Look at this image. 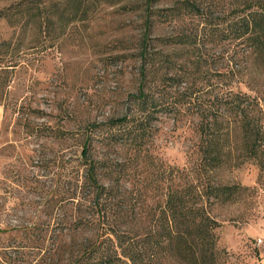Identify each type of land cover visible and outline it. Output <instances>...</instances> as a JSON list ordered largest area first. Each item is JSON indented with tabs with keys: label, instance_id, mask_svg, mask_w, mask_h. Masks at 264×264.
<instances>
[{
	"label": "trees",
	"instance_id": "trees-1",
	"mask_svg": "<svg viewBox=\"0 0 264 264\" xmlns=\"http://www.w3.org/2000/svg\"><path fill=\"white\" fill-rule=\"evenodd\" d=\"M151 1L128 0L122 5L125 11L126 7L142 8L145 15L137 43L126 44L129 39L123 38L115 43L136 46L138 53L127 54L142 60L140 85L129 95L130 108L107 121L87 123L82 158L78 157L84 170H76V181L70 185L73 191L67 194L64 189L65 195L57 200V233H34L35 225L22 234L9 233L14 230L11 227L0 228V264L225 263L226 250L219 245L216 232L222 223L211 214L206 201L233 200L241 185L186 179L181 168L169 165V183H161L156 203L139 211L130 188L100 178L125 173L129 163L97 159L90 146L92 142L105 146L124 143L132 154L142 150L147 154L145 144L159 114L188 105L198 116L193 130L199 137L196 150L203 174L247 161L264 169V95L251 84L256 70L264 72V0H229L230 12L216 20L200 11L198 0L147 7ZM110 3L116 2L104 0L100 6ZM100 6L93 0H17L2 6L0 17L14 26L17 38L13 40L14 33L0 39V74L16 65L9 58L22 50V33L30 25L49 35L60 27L61 35L71 24L95 18ZM189 15L198 22L174 25L173 31L153 36L158 26ZM226 39L237 44L236 53L226 57L227 65L204 72L205 66L210 67L203 46ZM178 66L184 70L179 71ZM245 76L248 78L243 79ZM203 78H216L219 89L209 104L197 102L202 98L196 93L200 90L197 82Z\"/></svg>",
	"mask_w": 264,
	"mask_h": 264
},
{
	"label": "rangeland",
	"instance_id": "rangeland-1",
	"mask_svg": "<svg viewBox=\"0 0 264 264\" xmlns=\"http://www.w3.org/2000/svg\"><path fill=\"white\" fill-rule=\"evenodd\" d=\"M14 1L0 0V8ZM93 1L100 6L104 0ZM110 1L116 3L97 7L95 18L71 24L61 35L60 27L49 35L30 25L22 33V50L9 58V63L16 65L0 74V228H13L11 234H22L30 225L36 226L34 233H57V200L65 195L64 189L67 194L73 191L70 185L76 181V170H84L78 157L82 158L87 123L107 121L126 112L130 108L129 95L136 93L140 85L142 60L135 55L138 49L115 43L122 38L129 39L126 44L138 42L144 10L125 6V11L122 5L128 0ZM178 1L152 0L147 7H167ZM198 1L200 11L214 20L230 12L229 0ZM196 22L197 18L189 15L158 26L153 36ZM14 33L15 41L14 26L0 17V39ZM231 42L226 39L203 46L210 67L205 66L204 72L227 65L226 57L238 49ZM178 70L184 68L178 66ZM204 79L197 82L200 90L196 93L202 98L196 101L209 104L219 89L216 78ZM251 81L264 95L262 69L253 73ZM172 91L173 97L177 96L174 88ZM192 109L183 105L160 113L145 144L147 154L144 150L132 154L124 143L105 146L92 142L90 151L95 158L129 163L125 173L100 178L130 188L133 201L139 202V211L156 203L161 183H169V165L181 168L186 179L198 177L205 183L222 180L241 185L233 200L217 202L211 198L206 203L222 223L216 232L219 245L226 250L224 264H264V169L247 161L203 174L196 150L199 137L193 130L198 116L191 113Z\"/></svg>",
	"mask_w": 264,
	"mask_h": 264
}]
</instances>
